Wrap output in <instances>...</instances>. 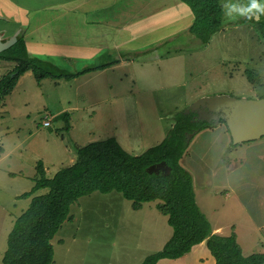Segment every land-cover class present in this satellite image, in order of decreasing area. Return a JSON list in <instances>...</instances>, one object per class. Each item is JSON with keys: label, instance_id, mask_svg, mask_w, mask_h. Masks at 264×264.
Listing matches in <instances>:
<instances>
[{"label": "rangeland", "instance_id": "rangeland-1", "mask_svg": "<svg viewBox=\"0 0 264 264\" xmlns=\"http://www.w3.org/2000/svg\"><path fill=\"white\" fill-rule=\"evenodd\" d=\"M39 1L18 12L31 56L70 71L121 56L131 61L71 81L37 82L27 72L0 97V264L8 235L31 202L18 197L33 188L39 162L52 178L76 162L77 148L109 138L139 156L168 137L178 113L196 114L189 110L202 98H264V37L258 31L264 15L224 16L220 31L204 44L188 32L194 15L182 1L183 15L178 0H93L92 12ZM86 1L73 7L85 9ZM222 2L226 11L250 0ZM18 24L0 17V40L16 32L23 37ZM14 66L0 61V79ZM189 140L180 165L193 177L199 208L225 235L236 234L244 256L264 253V137L232 146L219 123ZM157 204L134 210L116 192L79 199L52 240L53 264H142L173 234ZM158 264L215 261L204 249Z\"/></svg>", "mask_w": 264, "mask_h": 264}, {"label": "trees", "instance_id": "trees-1", "mask_svg": "<svg viewBox=\"0 0 264 264\" xmlns=\"http://www.w3.org/2000/svg\"><path fill=\"white\" fill-rule=\"evenodd\" d=\"M180 1L194 15L188 32L202 43H208L223 26V0ZM258 31L264 37V21L258 24ZM0 61L15 63L13 71L0 79L1 98L11 94L19 78L27 72H31L37 82L45 79L71 81L119 63L117 59L70 71L30 56L23 38L1 53ZM66 116L62 114L59 119ZM198 117L197 113H178L168 137L139 156L131 155L115 138H109L77 148L76 162L60 169L52 178L39 162L33 188L18 197L31 198V202L8 235L2 264H53L52 240L63 224L70 221L71 207L95 192L119 193L132 203L134 210L145 203L158 202L157 210L167 217L173 234L161 251L147 257L142 264L180 259L203 242L215 264H264V253L243 255L235 233L230 236L214 234L211 223L196 202L193 177L180 161L191 143V134L216 127V122ZM220 123L225 124V121L220 119ZM162 163L170 168L169 174L149 171ZM41 190L48 192L34 196Z\"/></svg>", "mask_w": 264, "mask_h": 264}, {"label": "water", "instance_id": "water-1", "mask_svg": "<svg viewBox=\"0 0 264 264\" xmlns=\"http://www.w3.org/2000/svg\"><path fill=\"white\" fill-rule=\"evenodd\" d=\"M20 39V33L16 32L12 37L0 40V54L13 47ZM189 111H199V117L204 120L215 119L213 114L220 113V117L216 118V125L220 123V119L225 121L233 145L257 141L264 137V98L258 100L229 96L202 98L195 102ZM149 171L156 173L162 171L167 175L170 168L162 163L152 166Z\"/></svg>", "mask_w": 264, "mask_h": 264}, {"label": "crops", "instance_id": "crops-1", "mask_svg": "<svg viewBox=\"0 0 264 264\" xmlns=\"http://www.w3.org/2000/svg\"><path fill=\"white\" fill-rule=\"evenodd\" d=\"M35 0H0V17L2 18H6L8 21H18L19 24L16 26L18 27V29H21L22 32H23V37L21 36V38L24 39V37L26 36L25 35V31L22 29V27H20V23H21V16L19 15V11L22 9V10H25L27 7H31L30 3L31 2H34ZM77 1V0H40L39 2H42V4H46L47 6H51L53 8H56L58 7V9H63V10H75V9H83L85 12H92V7H95V4H92L93 0H87L84 5L85 9L83 8L82 5H78L76 8L73 7V4L74 2ZM153 1V0H151ZM179 3V4H178ZM183 4V3H182ZM181 2L180 0H178L177 2V10L179 11L180 15H183L184 12L182 11L183 9L181 8ZM165 5V4H164ZM163 5V6H164ZM185 5V4H184ZM186 6V5H185ZM189 8V7H188ZM185 9V8H184ZM56 10V9H55ZM62 11V10H61ZM91 14V13H90ZM95 23L97 22H94V21H91L89 24L90 25H95ZM190 28V27H189ZM12 29V28H11ZM17 29V30H18ZM9 32V31H7ZM9 34L11 35L12 34V31L9 32ZM25 41V40H24ZM26 46H27V42H25ZM27 51H28V54L31 56V53L29 51V48L27 46ZM33 56V55H32ZM131 60L129 61H126L125 60V57L124 56H121V58L118 59V62L117 64H115L116 66H119V65H126L130 62ZM113 65V66H115ZM112 66V67H113ZM112 67H109L107 69H110ZM107 69L105 70H102L101 72H104L106 71ZM75 80V79H74ZM203 211V210H202ZM204 213V211H203ZM207 217V215H205ZM212 226V230H213V233L214 234H218V235H221V236H230V235H225L223 233V231H221V227L218 226V227H215L214 225H211ZM204 249H207V246H206V242H203L202 244L198 245V246H195L192 251H191V254H201V250L204 251ZM209 251V250H208ZM210 253V252H209ZM211 255V254H210ZM201 256V255H200ZM208 258H209V255L207 254ZM212 256V255H211ZM199 257V256H198ZM205 257V256H203ZM208 258H203V260L205 259H208ZM215 261V260H214Z\"/></svg>", "mask_w": 264, "mask_h": 264}, {"label": "clouds", "instance_id": "clouds-1", "mask_svg": "<svg viewBox=\"0 0 264 264\" xmlns=\"http://www.w3.org/2000/svg\"><path fill=\"white\" fill-rule=\"evenodd\" d=\"M224 15L228 18L235 16L255 20L258 16L264 15V0H250L246 7L226 6Z\"/></svg>", "mask_w": 264, "mask_h": 264}, {"label": "flooded vegetation", "instance_id": "flooded-vegetation-1", "mask_svg": "<svg viewBox=\"0 0 264 264\" xmlns=\"http://www.w3.org/2000/svg\"><path fill=\"white\" fill-rule=\"evenodd\" d=\"M196 113L199 115V111H196ZM207 113H208V111H207ZM214 116H215V119H212V120H207V121H209V122H216V118H219L220 117V113H214L213 114ZM202 118V117H201ZM204 119V118H203Z\"/></svg>", "mask_w": 264, "mask_h": 264}, {"label": "built area", "instance_id": "built-area-1", "mask_svg": "<svg viewBox=\"0 0 264 264\" xmlns=\"http://www.w3.org/2000/svg\"><path fill=\"white\" fill-rule=\"evenodd\" d=\"M45 126H49L50 125V123L49 122H45V124H44Z\"/></svg>", "mask_w": 264, "mask_h": 264}]
</instances>
